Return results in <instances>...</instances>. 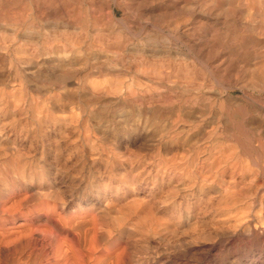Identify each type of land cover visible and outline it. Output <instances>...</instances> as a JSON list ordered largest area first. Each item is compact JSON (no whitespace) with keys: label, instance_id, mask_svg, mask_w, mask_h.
Returning <instances> with one entry per match:
<instances>
[{"label":"rangeland","instance_id":"1","mask_svg":"<svg viewBox=\"0 0 264 264\" xmlns=\"http://www.w3.org/2000/svg\"><path fill=\"white\" fill-rule=\"evenodd\" d=\"M182 3L186 7L190 2L189 0H0V15L3 14L0 16V28L3 25V29H0V111L2 108L0 127L4 120L10 124V119L16 117L17 122L13 123V126L9 125L8 129L13 127L15 130L30 129L37 126L38 131L44 133L45 130L46 134L56 138L53 144L61 154L58 161L61 163L66 161L67 168L70 167L66 176H63L62 181L65 186L60 187L58 194L75 196L72 197L70 207L77 206L76 204L82 205L83 202L86 208L91 207L99 193L110 197L118 196L119 200L115 207L122 208L124 212L130 204H133L126 205V202L134 199L138 205L136 207L134 203L136 213L141 211L139 215L149 208L147 211L150 210L148 213L151 216L152 226L162 228L163 225L168 231L165 236H161L162 240L155 236L150 242L147 249L150 264H264V92L260 91L258 79L247 72H238L235 63L228 66L226 61L225 66L216 62L218 58L214 57V54L211 56L208 53L207 56L203 48L196 50L200 47V43H195L193 38L183 34L182 30L169 32L167 29L166 31L165 23L162 22L166 16L164 14L173 13L176 8L181 10ZM15 17L19 20L13 23L20 26L12 29L8 19L17 20ZM161 22L163 25L158 27L157 24ZM24 26L30 29L26 28V30ZM31 32L35 33L31 34ZM171 36L177 37V40L175 41ZM180 39L183 40L182 42L187 41L186 45L194 49V55L188 53L186 47L179 43ZM49 44L51 47L48 46ZM151 52L152 54L158 52L159 57H156L157 54L153 57ZM164 53L167 55L165 56ZM201 54H206V60H204L206 56L202 57ZM168 59L174 67L171 71L172 75L181 79L186 76L192 77L195 81L199 78L198 82H206V85L208 83L207 86L214 91L217 89L222 92L227 89L229 92L221 95L219 99L216 97V106L210 111L207 110V104L204 105L206 102L203 98L196 109L197 120L194 115L180 112V120L183 121L179 122L178 119L176 128L164 133L165 128L153 123L151 113L162 110L161 114L163 113L164 117L169 115L168 120H171L174 118L177 106H173L172 113H167L168 108L165 109L166 105L163 104L167 96L164 97L160 89L153 90L151 69L155 64L157 65V62H166ZM213 63L216 65L213 66ZM220 65L225 66L224 69ZM95 67H102L101 71L107 73V77L98 75ZM233 68L237 70L235 73ZM30 71H33L32 75H29ZM181 72L184 73L183 77ZM241 74L243 77H240ZM91 78H95V81ZM209 78L213 80H208ZM101 83L102 86L98 85ZM105 85L108 89L110 85V89L106 90ZM208 87L202 90L206 92L203 93L204 97L210 94ZM243 93L247 95L240 103L235 97L243 96ZM156 100L160 103L155 104ZM257 100L258 104L260 102L259 105ZM219 104L222 106H218ZM223 106L225 110L222 112ZM194 121L198 123L197 130L190 128V123ZM87 135L90 138V145L95 148L96 146L99 149L107 147V150L114 148L109 153L107 163L103 162V167L100 166L99 171H96V166L93 168L90 165L87 155L82 157L80 149L72 151L70 146L76 144L80 145L79 148L86 149L89 143H86L84 136ZM258 137L262 145L255 149L257 156L254 152L249 153L242 149L247 139L255 141L259 139ZM46 143V141H38L34 150L35 158H39L41 152H44L43 160L39 161L43 167L45 166L44 168H48V163L54 162L53 156L47 154ZM245 148L249 149V147ZM38 181L43 182L41 178ZM8 184L5 181L0 182V194L5 193ZM139 204L143 206L139 207ZM144 204L148 205L146 209ZM122 205H126V208ZM132 223L138 227V224L142 223L141 218H137ZM135 239L139 240L137 236ZM124 241L127 240L122 237L115 244L124 246ZM141 246L140 243L133 242L134 252L140 251Z\"/></svg>","mask_w":264,"mask_h":264},{"label":"bare ground","instance_id":"2","mask_svg":"<svg viewBox=\"0 0 264 264\" xmlns=\"http://www.w3.org/2000/svg\"><path fill=\"white\" fill-rule=\"evenodd\" d=\"M189 2L190 3H188V6H186V7H184L185 5L182 3L183 5H182L181 10L179 9L180 8V5H179L178 9L180 11L177 10V8H176V10L173 13H170V12L167 13L166 12L164 14L166 16L163 18L164 21H162V22L165 23L164 27L166 28V31H167V29L169 30V32L170 31L179 32L182 30V33L186 34L187 36H191L193 38V40L195 41V43H200V47L198 46L199 48L198 49L196 48V50H200L201 48H203L204 50H206L207 56H209L208 53H210V55L214 54V57L216 56L218 58V61H216V62H218L220 64L225 65V63L227 61L228 63H226V65L230 66L232 63H235V66H236V69H238V72L239 71H240V73L241 72H243V73L247 72V73L251 74L253 77H255L256 79H258V81L260 82L259 83L260 84V91L264 92V0H189ZM179 4H181V3L179 2ZM2 8H3V4H2ZM26 8H24V9H26ZM6 10H8V9H6ZM10 10H12V9H10ZM173 10H174V8H173ZM27 11H28V8H27ZM6 14H5V16H6ZM2 15H0V16H2ZM59 16H61V15H59ZM11 18H13V17H11ZM11 18H9L8 21H10V26H12V29H13V27L16 28L19 25V24L16 25V23H13V21L18 22L19 19H18V17L17 18L15 17V19H17V20L11 21L10 20ZM57 18H59V17H57ZM22 19H23V17H22ZM30 21H31V19H30ZM1 22H2V20H1ZM21 22H22V20H21ZM92 22H91V24H92ZM162 22L160 24H157V23H155V24H157V26L163 25ZM28 23H29V21H28ZM60 23L61 22H59V25H60ZM30 24H31V22H30ZM83 24H84V22H83ZM2 26H1V28H2ZM28 26H30V25L28 24ZM6 28H8V27H6ZM17 28H19V27H17ZM26 28H28V27H25V29ZM28 29H30V28H28ZM1 31L3 32V30H1ZM19 31L21 32V30H19ZM31 31H34V30H31ZM2 32H1V34H2ZM34 33L31 32V34H34ZM60 33H62V32L60 31ZM5 34H7V33H5ZM14 34H13V37H14ZM22 34H24V33H22ZM179 34H181V33H179ZM38 36H39V34H38ZM13 37H12V39H13ZM25 37L27 39L28 35ZM25 37H23V38H25ZM44 37H46V36H44ZM171 37H173V36H171ZM29 38L31 39V37H29ZM173 38H175V37H173ZM176 38H175V41L177 40ZM4 39H6V38H4ZM3 41L5 42V40H3ZM182 41L183 40H181V42H179V43H181L182 46L186 47V50L188 51V53H191L194 55L195 54L194 49L193 48L191 49L189 46L186 45L187 41L186 42H182ZM190 41H192V40H190ZM4 42H1V43L4 44ZM191 44H192V42H191ZM50 45L51 44H49L48 46H50ZM5 48H8V47H5ZM154 48H155V46H154ZM156 49L157 48H155V50ZM160 50L162 51V49H160ZM152 52H155V51H152ZM152 52H151V55H153V57H155V55L158 53L157 52L155 54H152ZM160 53H162V52H160ZM200 53H202V52H200ZM51 54H52V52H51ZM206 54L205 55L201 54V55H203L202 57H204V56H206ZM55 55H57V54H55ZM166 55L167 54H165V56ZM157 56H158V54L156 55V57ZM207 56L204 57V60H206L205 58H207ZM106 57H107V55H106ZM117 57H119V56H117ZM43 58H45V57H43ZM94 58H96V57H94ZM100 58H102V57H100ZM112 59H113V57H112ZM198 59H200V58H197V60ZM100 60L103 61V58ZM119 60H121V59H119ZM157 60L159 61V59H157ZM160 60L162 61V59H160ZM208 60L209 59H207V61ZM35 61H37V60H35ZM21 63H19V64L21 65ZM86 63H88V62H86ZM43 64H42V66H43ZM48 65H50V64H48ZM111 65H112V63H111ZM120 65L123 66L122 64H120ZM209 65H211V64H209ZM214 65H216V64L213 63V66ZM232 66L234 67V65H232ZM54 67H55V65H54ZM102 67H95L94 69L97 70L96 72L98 73V75H100L102 77H105V76L107 77V75H106L107 73L105 74L101 71ZM221 67H223V66H221ZM224 67H223V69H224ZM114 68H116V67H114ZM213 68H216V67H213ZM173 69H174V67L171 64V62L169 61V59L166 62H162V63L157 62V65L155 64L153 66V69H151V78H152L151 81H152V85H153V90L157 91L158 89H160V91L164 94L163 96L164 97L167 96L166 99L163 101L164 103L161 102L164 105H166L164 107L165 109H166V107L168 108V109H166L167 113L168 114L172 113L174 111L173 106H177V109L175 108L176 110H175V114L173 116L174 118H172V119L170 118L171 120H168L169 115L167 117H164L163 113L161 114L162 110L159 111V110L154 109L155 111L153 110L154 112L151 113L153 120L152 119H150V120H152L153 123L155 122L158 127L162 126L163 128H165L166 132L164 131V133L169 132V130H171V129L174 130V128H176L175 125L177 124V122L183 121V120H180V118H181L180 112L182 113L184 111V112H187L188 114L194 115V117H195L197 115L196 109L200 105L203 98H204V101L206 102L205 104L204 103L203 104L204 105L207 104L206 105V107L208 108L207 110L210 111L211 109H213L216 106V102H217L216 97L219 99V97L221 95H223L224 93L228 94V92H229L227 89L222 91V92L217 91V89H216V91H214V89L212 90V88H209L210 86L209 87L207 86V85H209L208 83L206 85V82H201V81L198 82L197 81L199 79L198 77H197L198 79H196L197 82L192 77H187L186 75H185L186 77H183L184 73H182L183 72L182 68H181V71H182L181 73H182L183 78L181 79V77L179 78V76L172 75L171 71H173ZM233 69H235V68H233ZM236 69H235L234 73L237 71ZM44 70H46V68ZM25 71H27V70H25ZM50 71H52V70H50ZM69 71L71 72V70H69ZM106 71H107V69H106ZM145 71L146 70H144V72ZM32 72L30 71L29 75H32ZM214 72L216 73V71H214ZM247 73H246V75H247ZM220 74H219V76H220ZM222 74H224V73H222ZM230 74L231 73L229 72L228 75H230ZM33 75L35 76V74H33ZM65 76H66V74H65ZM110 77H112V76H110ZM212 77H213V79L216 80V78H214V76H212ZM233 77H234V75H233ZM236 77L238 78L239 76H236ZM240 77H243V75ZM91 79H93V78H91ZM104 79H106V78H104ZM210 79L211 78H209L208 80H210ZM213 79H211V80H213ZM100 80H102V79H100ZM229 80H230V76H229ZM248 80H249V78H248ZM100 82L103 83V81H100ZM105 82L106 81H104V83ZM216 82H218V81L216 80ZM75 83H76V81H75ZM102 83L98 84V85L102 86ZM214 84H216V83H214ZM219 84L220 83H218V85ZM207 87H208V89H210V90H208V91H210V94H209V96L204 97L203 93H206V92H202V90L204 91L205 88L207 89ZM99 88H101V87H99ZM104 88L106 90L108 89L107 86ZM59 89H61V88H59ZM109 89H110V85H109ZM101 91H103V90H101ZM105 94H107V93H105ZM102 95H104V94H102ZM156 95H157V93H156ZM156 95H155V97H157ZM207 95H208V92H207ZM246 95H247V93H243V96H237L235 98L241 103L244 101L243 98H246ZM230 97H231V95H230ZM150 99H151V97H150ZM152 99H153V97H152ZM154 100H155V98H154ZM161 100H162V98H161ZM250 100H252V99H250ZM156 103H160V102L156 100L155 104ZM219 103H222V102H219ZM257 104H258V100H257ZM259 104H260V102H259ZM234 105H236V104L234 103ZM218 106H222V104L221 105L219 104ZM218 106H217V109H218ZM240 106H241V104H240ZM240 106H238V107H240ZM161 107H159V108L161 109ZM236 107H237V105H236ZM219 108H221V107H219ZM165 109H164V111H165ZM237 109H239V108H237ZM199 110H200V108H199ZM224 110H225V107L221 111L223 112ZM253 110H255V109H253ZM1 111H2V108H1ZM216 111H218V110H216ZM246 112H247V110H246ZM200 113H202V111ZM243 114H244V112H243ZM243 114H242V116H243ZM244 115H247V114H244ZM206 116H207V114H206ZM237 116H239V115H237ZM213 117H214V114H213ZM14 118L16 119V117H13L10 119V122H11L10 124H9V122H5V120H4L2 127H0V167L2 169L0 171V182L5 181V182L9 183L8 185H6L7 189L5 190V193L3 195L0 194V264H150V255H148V253H147V249H149L150 242L155 238V236L160 237V239H161L162 238L161 236L164 235L168 231L166 228H163V225H162V228L160 225H159L160 228L158 226L157 227L152 226L151 216L149 214L150 210L147 211L149 208L146 209L148 205L144 204L146 206V207H144L146 210L142 209L144 212L142 213V215H139L138 213H140L141 211L140 212L137 211V213H136L137 209L135 210V206H134L135 199L134 200L132 199L133 201L130 202V200H129V202H126L127 203L126 205H128L129 203H133V204H130L129 208L127 210L124 209L125 210V212H124V211H122V208L117 209L115 207V204H117L116 202H118V200H119L118 196L116 197V195H115V197L114 196L110 197L109 195H106V194L105 195H99V193H98L99 196L96 195V197H95L96 200L94 203L91 204V207L86 208V204H84V202L82 205L76 204L77 206L73 205L72 207H70L69 205L72 203V201H73L72 197L74 195H70V194L67 195L66 194L67 195L66 196V195L58 194V193H60V192H58L60 187L65 186V185H63L64 182L62 181L63 176L65 174H67V172H68L67 170L70 167L67 168L68 163H66V161H64V160H63L64 161L63 163L58 161V159H60V157H61V154H60V152H57L58 148L56 146H54V144H55L54 139H56V138H54L53 136L51 137L50 134H46L45 130H44V133L38 131L36 129V128H38L37 126L36 127L34 126V128L31 127L30 129H27V128L23 129L22 128L20 130H15L14 127L12 129L11 128L8 129L9 125L13 126V123L15 124L17 122V119L15 120ZM195 118L197 120V117H195ZM216 118H217V116H216ZM233 118H235V117H233ZM236 118H238V117H236ZM32 119H34V118H32ZM240 121H241V119H240ZM27 122L29 123V121H27ZM241 123H242V121H241ZM190 124H191L190 128L194 129V128H196L198 123L196 121H194V122H191ZM32 125H33V123H32ZM236 126H238V124ZM239 126H241V124ZM20 127H22V126L20 125ZM244 128L246 129V127H244ZM259 129H260V126H259ZM196 130H197V128H196ZM244 134H242V135H244ZM250 134H251V131H250ZM253 134H255V133H253ZM63 135L65 136V134H63ZM99 135H102V133H100ZM244 137L247 138L246 136H244ZM60 138H62V137H60ZM84 138L87 141L86 143L87 144L89 143L87 148L86 147H85L86 149H84L82 147L79 148L80 145H76V144L72 143L73 145H70L72 147V151L80 149L81 156L83 155L86 157V155H87L89 157V160H87V161L90 162V165H92L93 168L96 166L97 167V168H95L96 171H99L100 166H102L103 162H105L104 164L107 163L106 160L109 158L108 157L109 153H111L110 151L114 150V148H112L110 150H107L106 149L107 147L105 148L106 150L103 148L99 149V148H97V146L95 148V146L93 147L92 144L90 145V141H89L90 138L88 137V135H87V137L84 136ZM91 139H93V138H91ZM253 139H255V138H253ZM71 140H73V142H74L73 138ZM231 140H232V138H231ZM259 140H261V139L259 138L258 140H255V141L247 139L246 140L247 143L245 144V147H249V149L248 148L246 149L243 146H242L243 147L242 149H244L246 152H249V153L254 152V155L257 156L256 150L262 145ZM38 141H41V142L46 141L47 142L46 146H47V150H48L47 154H49V156L50 155L53 156L52 158H53L54 162L52 161L51 162L52 164L48 163V168H44L45 166L43 167L39 162V161L43 160L42 158H44V156H45L44 152L43 153L41 152L39 158H35V156H34V154L36 152V151H34L36 148L35 145ZM65 141H66V139H65ZM75 141H76V137H75ZM236 141H237V139H236ZM78 142H76V143H78ZM102 142H103V140H102ZM238 143H239V141L237 142V144ZM83 145L84 144H82V146ZM213 146H215V145H213ZM41 147L44 148V145L41 144ZM210 148H211V146H210ZM219 148L221 149V147H219ZM37 149L39 150V146ZM213 150H216V149H213ZM221 150H223V149H221ZM63 151H64V149H63ZM218 152H220V151H218ZM72 153H75V152H72ZM239 154H241V153L239 152ZM260 155H261V153H260ZM228 156H229V154H228ZM63 157H64V155H63ZM65 157H66V154H65ZM52 158H51V160H52ZM114 158H115V156L113 155V160H114ZM119 158H122V157H119ZM126 158H128V156ZM235 158H236V155H235ZM49 160H50V158H49ZM65 160H67V159L65 158ZM85 160H86V158H85ZM111 160H112V158H111ZM219 160H220V157H219ZM219 160H217V161H219ZM257 160H258V158H257ZM259 160H261V158H259ZM77 161L78 160H76L75 162L77 163ZM85 163H86V161H85ZM111 164H112V162H111ZM105 171L106 170H104V172ZM77 174H78V172H77ZM96 177H98V176H96ZM39 178H41V181H43L42 183L38 181ZM98 179L100 181V178H98ZM106 179H107V177H106ZM109 179H110V177H109ZM111 181H113V180H111ZM141 181H140V183H141ZM123 184H124V182H123ZM109 186L111 187V185H109ZM101 187H103V186H101ZM110 187H109V189H110ZM72 189H74V188L72 187ZM94 189H95V187H94ZM137 189L138 188H136V190ZM82 198H84V197H82ZM126 201H127V199H126ZM136 203H135V205H136ZM143 203H145V202H143ZM126 205H124V206L122 205L123 208H126L125 207ZM139 205H140L139 207H141L142 204H139ZM137 206L138 205H136V207ZM137 218L138 219L141 218V221H142L141 225H139L140 223L138 224V227L132 223ZM136 236L139 238V240L135 239ZM122 237H125L127 240L126 242L124 241L125 245L124 246H122V244H120L121 246L116 245L115 242L119 241V239H121ZM163 240H164V237H163ZM133 242H137V244L140 243L142 245L140 247V251H138V252L136 251V253L134 252Z\"/></svg>","mask_w":264,"mask_h":264}]
</instances>
